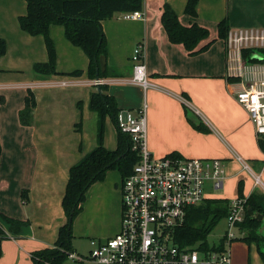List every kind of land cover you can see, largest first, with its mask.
<instances>
[{"label":"crops","instance_id":"crops-1","mask_svg":"<svg viewBox=\"0 0 264 264\" xmlns=\"http://www.w3.org/2000/svg\"><path fill=\"white\" fill-rule=\"evenodd\" d=\"M165 2L183 25L196 23L208 29V37L197 45L208 43L204 50L191 54L181 43L168 39L160 20ZM185 3L186 0H143L142 18H123V12H115L101 21L109 75L104 78L110 80L105 92L114 97L118 112L135 110L144 98L146 143L152 155L219 158L223 161L221 188L227 178L225 171L238 168L231 178L236 184L242 181L245 198L257 187L253 181L248 183L251 173L261 172L260 177L264 173V152L246 110L234 98L240 84L227 77L239 62L235 64L232 55L227 56V45L224 38L218 37L217 23L227 18L230 31L264 30V0H197L195 17L184 12ZM25 11L24 0H0V38L6 41L5 53L0 56V215L27 221L17 234H12L0 216V223L9 233L0 241V264H33L31 252L53 246L58 227L66 220L61 200L69 167L96 145V114L88 107L89 94L96 88L82 82L88 78V58L64 33L63 39L60 34L55 38L51 28L55 73L36 75L33 63L46 61L47 54L42 35L20 29L17 18ZM138 42L143 45L151 83L145 97L142 89L129 81L130 56ZM63 57L67 58L66 64ZM75 70H79L78 75L72 74ZM27 89L34 94L35 107L32 123L23 125L18 111L24 105ZM184 107L197 114L200 128L187 119ZM117 128L116 122L105 115L102 141L108 149L116 146ZM109 173L90 187L107 185L116 191V180ZM207 185L210 191L220 189H214L209 182ZM23 189L28 192L26 203L20 196ZM236 194L235 185L231 197L210 195L232 199ZM119 226L120 222L108 235L98 238L113 235ZM253 247L260 261L256 264H263L255 244Z\"/></svg>","mask_w":264,"mask_h":264},{"label":"built area","instance_id":"built-area-1","mask_svg":"<svg viewBox=\"0 0 264 264\" xmlns=\"http://www.w3.org/2000/svg\"><path fill=\"white\" fill-rule=\"evenodd\" d=\"M140 10L123 12V18H142ZM227 56L238 64L232 77L239 78L240 88L234 98L247 112L256 137L264 134V30L239 28L228 30L225 39ZM243 49L251 50L248 61ZM255 58L256 61H250ZM132 75L129 81L138 85L145 97L150 87L143 60V45L138 42L132 50ZM110 80L92 77L83 80L94 88ZM79 82V81H73ZM63 84L68 83L62 81ZM145 101L135 110H122L116 114L119 130L129 135L131 149L138 160L131 173L120 185L121 215L117 232L106 238L89 240L92 264H232L230 243L236 238L238 222L244 217L245 198L230 199L228 213L223 218L226 230L219 239L222 248L201 250L195 246L180 247L174 232L185 220L190 208L211 198L204 193L207 183L214 189L222 187L223 161L219 158L182 157L176 154L154 156L146 143ZM235 158L242 166H249L240 156ZM264 170V158L261 171ZM261 173V172H260ZM260 173H251L254 185H263ZM67 258L84 261L81 253L70 251Z\"/></svg>","mask_w":264,"mask_h":264},{"label":"trees","instance_id":"trees-1","mask_svg":"<svg viewBox=\"0 0 264 264\" xmlns=\"http://www.w3.org/2000/svg\"><path fill=\"white\" fill-rule=\"evenodd\" d=\"M26 11L18 16V25L21 30L30 35H42L47 54L44 62H35L32 69L36 75L45 77L55 73L56 51L52 38L49 36L51 25L63 27L64 37L72 44L79 47L88 58L86 68L88 78L107 77L106 70H100L99 56H105L106 40L102 31L101 21L112 17L115 12H129L141 10L143 0H24ZM197 0H186L184 12L191 17L196 16ZM161 24L168 39L173 43H181L189 53L204 50L207 44L197 47L198 43L209 35L207 28L196 23L183 25L175 11L168 3H164L160 16ZM227 18H222L217 23L219 38L226 39L228 33ZM6 41L0 38V56L5 53ZM264 53V50L261 49ZM251 50L243 49L242 56L248 61ZM252 58L250 61H256ZM78 75L79 70L72 72ZM229 80L239 81V78L228 76ZM35 98L32 90L27 89L24 97V105L18 111L19 122L30 125L33 121ZM89 109L96 114V145L85 153L68 170V178L65 184L61 200L62 209L66 217L65 222L58 227L57 237L52 247H45L31 252L33 264H64L67 253L73 250L71 239V221L75 214L83 208V200L90 185L104 179L106 172L117 169L121 179L127 177L133 165L138 160L137 153L131 149L129 135L117 128L116 146L108 149L103 145L104 117L109 115L116 122V114L119 108L113 96L105 92V85L92 90L89 94ZM187 119L197 128L200 122L191 119L189 109L184 107ZM258 146L264 152V134L257 137ZM1 153V147H0ZM27 189L21 191L23 203L28 201ZM238 198H244L242 194V181L237 184ZM228 198H207L204 202L190 208L184 222L176 228L174 240L180 247L195 246L201 250L220 249L222 243L209 246L206 241L207 234L215 224L228 213ZM264 216V194L254 191L245 197L244 217L238 222L243 234L241 239L247 244L253 242L264 264V233L258 231L261 222L255 214ZM8 232L17 234L27 221L12 218L4 214L0 215ZM9 233L0 223V241ZM236 239V238H235Z\"/></svg>","mask_w":264,"mask_h":264},{"label":"rangeland","instance_id":"rangeland-1","mask_svg":"<svg viewBox=\"0 0 264 264\" xmlns=\"http://www.w3.org/2000/svg\"><path fill=\"white\" fill-rule=\"evenodd\" d=\"M51 28L54 35H56L55 38H57V36L60 34L62 35L63 39V32L61 26L53 25L49 28L48 34L52 38L50 33ZM55 38H52L54 46ZM83 60L84 59L82 57V61ZM63 61L66 64L67 58L63 57ZM189 112L195 115V113L190 109ZM196 119H199L197 114ZM236 169H233L231 171H225V176H227V178L225 180L223 188H220L219 190L210 191L208 187H205L204 193L206 195L212 194L214 196L231 197L233 195V191L235 190V185L237 187L234 178H231V174L234 173ZM109 171L111 173L112 179L116 180V191L110 187H107V185H104V187L101 185L98 188L89 187L85 194V199L83 200V208L81 209V211L74 215L71 221L73 235L71 242L73 250L75 252L81 253L87 259L84 261H75L67 258L64 264H92L91 261L88 259L90 250L88 244L89 240L97 239L98 237L108 235L110 233L109 230L111 228H114V225L116 226L120 222V184L122 179L120 172L117 169L113 168L108 170L107 172ZM244 172L247 176H249L248 170H244ZM249 178L250 181L248 183H252V178L250 176ZM260 179L261 182L264 184V173H262ZM254 191L263 192L264 189L262 185H258L257 187H255ZM261 229L264 230V223L263 226H261ZM225 230L226 221L225 219L221 218L206 236V241L208 245L216 246L219 243L220 236L224 233ZM231 231L234 232V234L236 235V239H233L229 246L230 255L233 263L234 261L235 264H256V262H260L258 257H255L256 255H254V244L252 242L247 244L244 240L241 239L242 230L238 232L236 228H232Z\"/></svg>","mask_w":264,"mask_h":264},{"label":"water","instance_id":"water-1","mask_svg":"<svg viewBox=\"0 0 264 264\" xmlns=\"http://www.w3.org/2000/svg\"><path fill=\"white\" fill-rule=\"evenodd\" d=\"M99 67H100V70L101 71H104V69H105V56L103 54H101L99 56ZM190 117H191L192 120H194V121L197 122L198 119H196V115H194L193 113H191L190 114ZM255 217H256L257 220H259L261 222L258 231L260 233H264V230L261 229V226H263V223H264V216H262L260 213H256L255 214Z\"/></svg>","mask_w":264,"mask_h":264}]
</instances>
